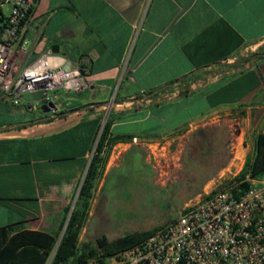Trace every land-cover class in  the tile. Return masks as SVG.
<instances>
[{"label":"crops","instance_id":"obj_1","mask_svg":"<svg viewBox=\"0 0 264 264\" xmlns=\"http://www.w3.org/2000/svg\"><path fill=\"white\" fill-rule=\"evenodd\" d=\"M34 18L36 53L52 48L67 68L89 56V87L62 95L49 113L31 108L33 93L18 106L0 97V227L23 222L62 238L110 115L113 135L170 141L190 121L231 117L240 127L229 165L238 159L242 169L254 152L264 131V0H40ZM139 146L115 144L88 222L107 197L115 153ZM87 225L81 241L90 240Z\"/></svg>","mask_w":264,"mask_h":264},{"label":"built area","instance_id":"obj_2","mask_svg":"<svg viewBox=\"0 0 264 264\" xmlns=\"http://www.w3.org/2000/svg\"><path fill=\"white\" fill-rule=\"evenodd\" d=\"M39 1L0 0V97L18 106L33 93L36 96L28 103L42 112L44 105H57L62 95L88 88L92 62L84 55L67 68L68 57L52 48L36 54L41 29L33 25ZM213 121L210 116L190 121L174 141L140 137L131 141L148 149L158 181L167 184L181 167L183 139ZM238 184L187 203L177 218L126 251L121 263L264 264V181L245 190Z\"/></svg>","mask_w":264,"mask_h":264},{"label":"rangeland","instance_id":"obj_3","mask_svg":"<svg viewBox=\"0 0 264 264\" xmlns=\"http://www.w3.org/2000/svg\"><path fill=\"white\" fill-rule=\"evenodd\" d=\"M76 95L78 92L66 96ZM84 95L87 97L88 92ZM29 112L33 116L38 111ZM230 119L231 117L227 121L221 120L198 128L211 127L218 138L211 155L193 165L187 163V156L191 147H194L192 135L197 129L183 139L181 167L176 177L167 184L158 181V174L150 163L146 147L139 146L130 156L125 157H117L115 153L114 163L119 166L108 178V199L99 197L83 239L94 241L99 234L117 238L131 231L148 230L167 224L179 216L187 203H191L199 195L222 187L235 177L241 171L239 160L229 164L235 155L233 145L240 125L237 124L238 121ZM260 178L264 180V173ZM114 185L115 195L111 190ZM112 195L115 196L114 199ZM113 264L120 263L117 261Z\"/></svg>","mask_w":264,"mask_h":264},{"label":"trees","instance_id":"obj_4","mask_svg":"<svg viewBox=\"0 0 264 264\" xmlns=\"http://www.w3.org/2000/svg\"><path fill=\"white\" fill-rule=\"evenodd\" d=\"M260 56L264 58V53ZM152 94L154 93H146L147 96ZM49 118L51 117L46 116L43 119ZM113 122L114 119L110 115L98 135L97 145L76 207L69 217L61 240L59 241L60 232L51 233L24 228L23 222L1 226L0 264H88L92 260L98 264H105L112 258L122 261V255L126 251L142 243L162 226L131 231L117 238H109L106 234H102L94 241L80 240L82 231L90 217L97 181L104 175L113 147L121 140L133 138L125 135H113L111 131ZM192 136L194 147H191L187 156L189 165L211 155L218 138L217 133L211 127L197 129ZM263 173L264 131L255 137L254 152L248 156L244 167L222 187H228L237 182L239 183L238 188L245 190L252 185L254 179H259Z\"/></svg>","mask_w":264,"mask_h":264},{"label":"water","instance_id":"obj_5","mask_svg":"<svg viewBox=\"0 0 264 264\" xmlns=\"http://www.w3.org/2000/svg\"><path fill=\"white\" fill-rule=\"evenodd\" d=\"M43 110L46 113H49V112H52V111H57L58 110V106L55 103L51 102L49 105H44L43 106ZM60 240H61V238H59V241ZM59 241H58V244H59Z\"/></svg>","mask_w":264,"mask_h":264},{"label":"bare ground","instance_id":"obj_6","mask_svg":"<svg viewBox=\"0 0 264 264\" xmlns=\"http://www.w3.org/2000/svg\"><path fill=\"white\" fill-rule=\"evenodd\" d=\"M238 154V153H237ZM239 154H240V152H239ZM243 159V158H242Z\"/></svg>","mask_w":264,"mask_h":264}]
</instances>
